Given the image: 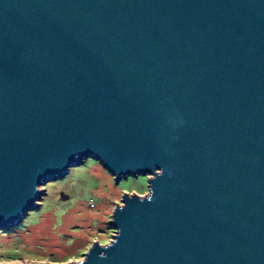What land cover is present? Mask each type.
<instances>
[{
    "label": "water",
    "instance_id": "water-1",
    "mask_svg": "<svg viewBox=\"0 0 264 264\" xmlns=\"http://www.w3.org/2000/svg\"><path fill=\"white\" fill-rule=\"evenodd\" d=\"M88 158L149 193L69 264H264V0H0V229Z\"/></svg>",
    "mask_w": 264,
    "mask_h": 264
},
{
    "label": "rangeland",
    "instance_id": "rangeland-1",
    "mask_svg": "<svg viewBox=\"0 0 264 264\" xmlns=\"http://www.w3.org/2000/svg\"><path fill=\"white\" fill-rule=\"evenodd\" d=\"M146 176L116 182L97 160L88 158L63 178L38 190V207L10 229H0V264H69L84 258L93 242L103 246L115 234L111 216L124 193L147 196Z\"/></svg>",
    "mask_w": 264,
    "mask_h": 264
}]
</instances>
